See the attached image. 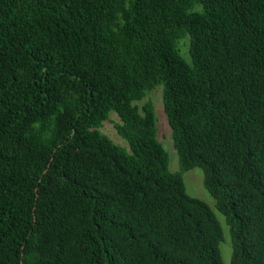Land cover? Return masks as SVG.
Here are the masks:
<instances>
[{
  "label": "trees",
  "instance_id": "obj_1",
  "mask_svg": "<svg viewBox=\"0 0 264 264\" xmlns=\"http://www.w3.org/2000/svg\"><path fill=\"white\" fill-rule=\"evenodd\" d=\"M195 168L264 264V0H0V264H225Z\"/></svg>",
  "mask_w": 264,
  "mask_h": 264
},
{
  "label": "rangeland",
  "instance_id": "obj_2",
  "mask_svg": "<svg viewBox=\"0 0 264 264\" xmlns=\"http://www.w3.org/2000/svg\"><path fill=\"white\" fill-rule=\"evenodd\" d=\"M182 54L189 59L188 48H189V39H185L180 43ZM163 87L160 86L150 92L148 96L142 101L137 103L139 106L144 105L146 102H151L155 107L157 128H158V138L163 143L166 151L170 157V169L173 172L180 170L179 165V156L174 147L173 139H172V131L168 123V119L164 110V102H163ZM121 120L117 116V114L112 113L109 119L103 123L101 127V131L108 135L115 144L122 146L128 149L127 142L121 138L117 133V124H120ZM184 181L187 189V193L197 198L203 202H205L216 214L219 219L223 230H224V241L221 243L220 249L222 258L225 264H231L233 249L231 245V237H230V228L227 223L226 218L218 211L216 207L215 199L209 194V192L205 189L204 186V173L202 169L195 168L184 174Z\"/></svg>",
  "mask_w": 264,
  "mask_h": 264
}]
</instances>
